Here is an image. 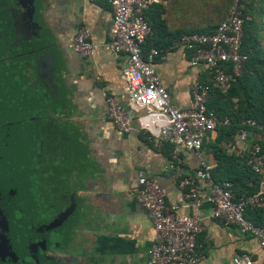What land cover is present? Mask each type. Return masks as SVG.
<instances>
[{
  "label": "crops",
  "instance_id": "obj_1",
  "mask_svg": "<svg viewBox=\"0 0 264 264\" xmlns=\"http://www.w3.org/2000/svg\"><path fill=\"white\" fill-rule=\"evenodd\" d=\"M15 1L12 20L21 34L15 51L22 53L21 63L28 52L40 63L45 62L52 79L47 86L37 78L53 99L44 104L47 120L36 125L35 119H31L32 122L23 124L35 131L30 135L42 138L40 158L45 146L49 158L44 164L53 172V175L49 172V178H55L54 186L60 187L67 197L73 196L67 214L70 218L65 226L64 249L57 254L61 264H147L153 224L131 195L140 175L156 180L165 189L169 208L200 217L204 225L198 239L201 264H233V258L242 254H248L253 264H264V250L256 236L237 225L222 224L211 218L212 207L206 201L197 208L187 206L179 188L181 179L196 172L201 163L215 168L216 154L222 150L239 157L250 151L255 140L264 146V133L258 129L246 130L245 138L238 133L231 140L230 133L216 130L204 142L199 157L185 148L177 151L170 145L157 148L145 138L136 119L129 133L121 132L106 116L105 96L122 95L121 71L126 64L124 54L113 55L109 48L112 20L109 2ZM159 4L164 7L167 0H160ZM161 16L169 17L165 12ZM181 17L185 19L181 13H174L168 30L178 31ZM83 26L91 29L97 44L95 55L89 58L73 50L74 36ZM15 34L20 35L17 29ZM261 47L264 50V41ZM23 66L24 63L18 67L16 64L15 69ZM25 67L20 73L16 71L23 79L22 72L26 77L29 74ZM155 68L171 103L180 109L190 106L194 82L213 80L206 66L189 64L188 50L176 42L155 60ZM233 102L237 99L233 98ZM221 103L226 102L221 100ZM19 136L24 138V129L19 130ZM21 148L19 160L23 163L24 146ZM242 158H238L237 164H225V169L241 171ZM259 188L264 190V165ZM198 189L202 196L208 193L203 182Z\"/></svg>",
  "mask_w": 264,
  "mask_h": 264
},
{
  "label": "built area",
  "instance_id": "obj_2",
  "mask_svg": "<svg viewBox=\"0 0 264 264\" xmlns=\"http://www.w3.org/2000/svg\"><path fill=\"white\" fill-rule=\"evenodd\" d=\"M112 10L109 48L113 55L124 54L126 64L122 68V95L105 96L106 116L124 133L132 130L137 120L145 138L157 148L168 144L193 150L200 157L203 143L220 125L229 123L220 119L207 107L209 85L196 81L191 86V104L185 109L174 106L161 77L155 68L157 49L148 55L143 53V43L152 33L144 13L160 0H107ZM243 0H235L225 18L211 33L191 32L183 34L178 45L189 52L191 66L204 65L213 83L227 91L233 77L238 76L248 54L242 50L244 37ZM73 50L82 57H92L97 50L91 29L79 28L73 39ZM230 70L227 71L226 67ZM249 127L261 128L253 119L244 122ZM245 138L246 130L240 131ZM248 165L259 172L264 165V152L259 143L250 149ZM210 166L204 163L193 174L179 182L186 205L197 208L202 202L211 204V218L222 224H234L256 236L264 250V226L254 225L245 217L248 207L264 208V190L236 197L228 181L216 183L210 174ZM205 183L208 193L200 195L198 185ZM146 210L153 224L152 244L147 264H201L198 239L204 225L197 214L180 213L166 204V191L159 183L146 175H140L131 193ZM233 264H253L248 254L237 255Z\"/></svg>",
  "mask_w": 264,
  "mask_h": 264
},
{
  "label": "trees",
  "instance_id": "obj_3",
  "mask_svg": "<svg viewBox=\"0 0 264 264\" xmlns=\"http://www.w3.org/2000/svg\"><path fill=\"white\" fill-rule=\"evenodd\" d=\"M234 1L167 0L164 7L159 3L153 4L144 13L152 30L142 46L144 55H148L153 48L157 49L159 55L156 56V60L164 51L171 49L175 42L178 43L183 34L211 33L228 14ZM243 3L245 23L242 50L248 54V60L244 63L241 73L233 77L227 91H222L213 83V80L207 82L209 85L207 107L214 110L220 119H229L228 124L220 125L216 130L230 133L231 140L241 130L258 129L262 131L261 128L247 126L244 122L248 119H253L260 125H264V50L261 47V42L264 41V0H243ZM164 12L169 17L162 18L161 14ZM174 13H181L185 19L181 17L182 20L177 22L178 31H174V29H169V31L168 26ZM226 70L229 71L230 68L227 66ZM233 98L237 99L236 103L233 102ZM221 100L226 103L222 104ZM28 121L32 120L24 119L19 122ZM256 142L260 144L261 150L264 152V146L260 141H253L252 145ZM249 152L239 156L243 157L242 164H239L241 171L225 169V164H237L236 161L238 162L239 158L233 153H226L225 150L216 154L218 164L215 168L210 169L213 181L216 183L230 182L236 197L252 194L259 189L262 168L257 172L248 165ZM245 217L254 225L264 226V221L261 220H264V208L248 207Z\"/></svg>",
  "mask_w": 264,
  "mask_h": 264
},
{
  "label": "flooded vegetation",
  "instance_id": "obj_4",
  "mask_svg": "<svg viewBox=\"0 0 264 264\" xmlns=\"http://www.w3.org/2000/svg\"><path fill=\"white\" fill-rule=\"evenodd\" d=\"M0 9V11L4 13L2 15L3 18L2 16L0 17L1 100V96L3 97V88L1 86L5 87L9 85L10 79L12 78L10 74H13V72L16 70V64L18 67L19 63L22 65L24 63L23 67L26 66L25 68L29 69V73L31 72L34 76L36 75V78L40 77L42 82L47 86L50 78L47 74V69L45 68V62L40 63L36 57L32 56L28 52V54H25L26 56L23 57V63H21L20 55L22 53L15 51V44L21 37L18 25L14 24L12 20V15L13 13H15L16 9V1L0 0ZM16 29L18 31V34H20L18 35V37H16L15 34ZM38 66H40L44 70L41 71ZM23 67L21 69H23ZM19 69L18 72L20 73ZM6 98H9L7 97V92ZM10 108L13 109L11 110V112L17 111V109L12 105H10ZM7 115L8 112L6 111V109H4V107H0V206L1 208H5L6 210L13 208L16 203L13 199L14 195L13 197L7 196L5 199L2 197L5 188L1 185V183L8 180L9 182L13 183V181L17 179L16 177H18V175L20 174V172L17 170V166L20 165V146H18V144H14V140L16 141L18 137H20V129H17V127L23 124L19 122L22 119L17 121H5V117H7ZM13 126L16 127L14 131L9 129ZM13 151H16L15 156L12 155ZM34 156L40 157L41 155L39 153L37 155L35 154ZM44 169L45 174H49V172H51L50 170H48L47 166H45ZM27 172H29V170H27ZM60 189V187H56L58 196V202L56 203V205L58 211L57 213L52 214V217L47 221L45 225L42 223H36L33 229H28L23 232L22 223L27 222V220H24L25 218L21 215L22 213H19L16 210H9L5 213H0V264H13L12 259L10 258L12 254L16 255V263H18V261H21L20 258H22L21 253L23 251V237L31 238V243L27 246V252L31 257V262H24L23 264H61L60 258L57 256V254H59V250L64 249L62 245L63 240L66 236L65 226L70 218L67 217V214L72 206L73 198L71 195L67 197L64 193L61 192ZM60 198H62L64 201H62ZM7 199H10L11 201ZM59 234L62 239L57 242L56 238ZM40 248H42L43 251L40 252Z\"/></svg>",
  "mask_w": 264,
  "mask_h": 264
},
{
  "label": "rangeland",
  "instance_id": "obj_5",
  "mask_svg": "<svg viewBox=\"0 0 264 264\" xmlns=\"http://www.w3.org/2000/svg\"><path fill=\"white\" fill-rule=\"evenodd\" d=\"M3 14L4 13L0 11V17ZM45 68L47 69L46 64ZM20 70L21 69H19V71ZM16 71L18 70L13 72L12 79L10 81L11 85L5 87L1 86L3 88V97L1 96L0 107H4V109L8 112L7 117H5V121H17L22 118H30L32 120L35 119L33 120L35 124L38 122H40V124L44 123L47 120L45 119L47 115L44 111V104L46 102H52L53 99L49 98L47 91L45 92L42 84L38 82L39 80L37 81L36 75L34 76L30 72L26 77L25 72H22L25 75V79H23V77L21 78ZM25 71L27 73V70ZM6 92L7 97L9 98H6ZM10 105L15 107L18 112H11L13 109L10 108ZM21 128L24 129V138L21 139L18 137L16 141L14 140V144H18V146H20V150L23 149L21 146H24V153L23 156H21L23 163L20 162V158V165L17 166V170L20 174L16 177L17 179H15L13 183L9 182V180L1 183V185L5 188L2 197L5 199L7 196L13 197L14 195L13 199L16 204L13 208L7 210L5 208H1L0 206V213H5L9 210H16L19 213H22L21 215L25 218L24 220H27V222L22 223V231L25 232L28 229H33L36 223H42L45 225L52 217V214L57 213L58 208L56 203L58 202V196L56 186H54L55 178H49V174H45L44 171L45 166L48 165L44 163L49 158V153L46 150V147L44 146L43 148L44 154L41 158L39 156H34L35 154H39L42 149V138L36 135H30L32 132L35 134V131H32L30 125L28 124H22L17 127V129ZM9 129L14 131L16 127L13 126ZM36 133L38 132L36 131ZM15 154L16 151H13L12 155L15 156ZM27 170H29V172H27ZM51 173L53 175V172ZM55 184L57 185V183ZM60 199L64 201L62 198ZM61 239L60 234L57 235L56 241L59 242ZM30 243V237L22 238L23 251L21 253L22 258H20L22 262L18 261V263H16V255L12 254L10 258L12 259L13 264L31 262V257L27 252V246ZM39 251L41 252L43 249L40 248Z\"/></svg>",
  "mask_w": 264,
  "mask_h": 264
},
{
  "label": "water",
  "instance_id": "obj_6",
  "mask_svg": "<svg viewBox=\"0 0 264 264\" xmlns=\"http://www.w3.org/2000/svg\"><path fill=\"white\" fill-rule=\"evenodd\" d=\"M49 81H52V79L50 78ZM73 198V197H72Z\"/></svg>",
  "mask_w": 264,
  "mask_h": 264
}]
</instances>
